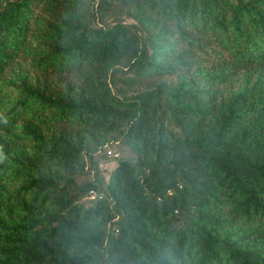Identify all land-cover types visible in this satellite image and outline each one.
<instances>
[{
    "label": "trees",
    "instance_id": "obj_1",
    "mask_svg": "<svg viewBox=\"0 0 264 264\" xmlns=\"http://www.w3.org/2000/svg\"><path fill=\"white\" fill-rule=\"evenodd\" d=\"M86 2L0 0V264H264V0Z\"/></svg>",
    "mask_w": 264,
    "mask_h": 264
},
{
    "label": "rangeland",
    "instance_id": "obj_2",
    "mask_svg": "<svg viewBox=\"0 0 264 264\" xmlns=\"http://www.w3.org/2000/svg\"><path fill=\"white\" fill-rule=\"evenodd\" d=\"M90 0H87L86 4L88 5ZM97 17L93 19H97ZM116 23H124V24H135L138 27L139 32L142 35L146 34V29L142 25V22L139 21V19L134 15V10L130 9H117L114 12H111L109 15L104 20V24H116ZM28 74L31 78L32 81H36L38 76H42L43 74L40 73L37 70H33L31 68H27L26 70L20 67H16L15 69L12 70L10 75H8L4 81L8 82L9 80L17 79V75L20 74V76L24 77L25 74ZM132 73L127 72L122 69H117L115 71H112L110 73V79L112 83V89L117 91H124L125 93L132 95V94H137L139 92H142L143 90L146 89H156L158 87V84L160 81H171V82H176L179 78V73H174L169 75L168 77H161L160 80H156L157 78L149 79L146 80L144 84L131 88L128 87L125 83L124 80L122 79L123 76H131ZM63 81L68 84L69 81H76V78L73 76H67L63 79ZM51 82H55L54 79L51 80ZM60 83L57 82L56 85H59ZM13 103H11L12 105ZM162 108L159 110V113L162 114ZM176 130L179 131V129L175 128ZM108 149H112L115 152H119L121 154L122 159H128L132 161L134 164L137 162V155L134 153L132 148L124 141H115L110 144L106 150L100 152L95 156V161L99 164L98 168L92 169L90 167V163L88 164L87 170L79 177L78 183L82 184L84 186H87L89 184L96 183L97 185L103 184L104 186L106 185L107 182H109L110 176L114 169L118 166L119 160H114L112 157H110L107 153ZM106 153V154H105ZM121 159V160H122ZM92 200H95L91 195L86 196L84 199L80 201V203H84L87 206L91 205L93 202ZM116 226H113V228Z\"/></svg>",
    "mask_w": 264,
    "mask_h": 264
},
{
    "label": "built area",
    "instance_id": "obj_3",
    "mask_svg": "<svg viewBox=\"0 0 264 264\" xmlns=\"http://www.w3.org/2000/svg\"><path fill=\"white\" fill-rule=\"evenodd\" d=\"M107 153H108V155H109L110 157L115 158V159H119V158L121 157V154H120L119 152H115V151L112 150V149H108ZM90 194H91V196H92L93 198H96V197H97V193H96L94 190H92V191L90 192Z\"/></svg>",
    "mask_w": 264,
    "mask_h": 264
}]
</instances>
